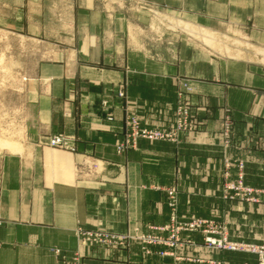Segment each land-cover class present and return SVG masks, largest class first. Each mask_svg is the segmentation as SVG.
Wrapping results in <instances>:
<instances>
[{"label":"crops","instance_id":"crops-1","mask_svg":"<svg viewBox=\"0 0 264 264\" xmlns=\"http://www.w3.org/2000/svg\"><path fill=\"white\" fill-rule=\"evenodd\" d=\"M143 1L214 35L243 37L251 45L264 40V0ZM119 2L0 3L1 26L52 54L24 65L23 134L10 148L0 146V264H58L56 249L62 264H71L75 249L83 264H174V257L141 256L135 242L110 249L80 243L74 234L78 226L123 231L132 223L165 222L164 189L171 186L180 216L219 220L231 239L264 237V202L220 195L224 159L243 161L245 182L264 186L263 69L214 53L187 31L176 44L146 40L139 29L145 12L127 13ZM188 76L186 96L197 125L176 142L139 141L136 149L116 153L124 113L170 126L178 80ZM104 98L111 120L101 109ZM224 115L230 117L229 142L221 133ZM59 132L73 135L74 150L43 144ZM83 160L95 163L97 172H80ZM175 253L181 264H256L249 253L199 244Z\"/></svg>","mask_w":264,"mask_h":264},{"label":"rangeland","instance_id":"rangeland-1","mask_svg":"<svg viewBox=\"0 0 264 264\" xmlns=\"http://www.w3.org/2000/svg\"><path fill=\"white\" fill-rule=\"evenodd\" d=\"M3 0H0L2 3ZM117 5V4H116ZM117 7L127 13H138L144 11L146 22L139 27L145 39L165 43L167 45L176 44L179 41L181 31H187L192 35L193 41H198L206 46L207 49L224 57H235L254 61L264 71V40L260 45H251L248 41L235 35H214L207 30H200L187 25L182 21L169 15L161 7H157L148 1L134 2V0H120ZM51 26L52 23H45ZM169 33V34H168ZM169 38H166V36ZM202 34V37L200 36ZM151 35V36H150ZM47 44V43H46ZM52 54L45 49L40 52L36 41H31L19 32L6 29L0 25V146L10 148L13 140L22 136L23 125L21 115L23 112L22 95L25 89V81L28 78V71L24 67L36 63L39 59L51 57ZM192 77L179 78L176 88V102L173 109V121L168 127L150 126L143 124L140 119L130 111L124 113L122 117V134L115 142V152L124 153L129 149H136L139 141H178L179 134L189 131L197 125L195 111L191 101L186 94L190 91V80ZM123 94L122 89L116 91L117 96ZM109 101L107 98L101 100V109L105 114L106 120L112 119L109 111ZM222 136L229 142L231 137L230 117L224 115L221 122ZM54 136H63L66 144L54 146L49 143V139ZM51 148L72 151L73 135L59 132L48 135L44 143ZM234 172L231 173L230 168ZM225 170L222 173L220 183V195L223 199L241 200L245 202L260 203L264 202V186H256L245 182V170L243 161L234 160L229 162L224 159ZM80 172L93 175L98 167L95 163L86 160L80 162ZM165 204L169 209L168 217L162 223H132L123 231H114L104 228H85L78 226L74 234L80 243L87 245L102 246L110 249H126L130 243L135 242L141 256L158 255L160 257H174V264L180 257L175 251L188 245H203L206 248L217 249L228 252H242L224 249L214 246L207 241V237L220 238L224 235L228 240L264 246V237L255 240L243 241L231 239L228 235L224 223L201 216H180L177 211V191L174 186L166 187ZM204 220L198 228L189 227L190 222ZM198 236L199 240L194 239ZM251 254L256 264L261 263L258 253L245 252ZM55 254L58 264H62L64 255L56 249ZM192 262L202 261L200 259L185 257ZM71 264H83L82 254L75 249L70 255ZM209 264L216 261L208 260Z\"/></svg>","mask_w":264,"mask_h":264},{"label":"built area","instance_id":"built-area-1","mask_svg":"<svg viewBox=\"0 0 264 264\" xmlns=\"http://www.w3.org/2000/svg\"><path fill=\"white\" fill-rule=\"evenodd\" d=\"M49 143L54 146H61L65 145V139L63 136H54L53 138L49 139ZM204 224V220H198L197 222H190L189 227L195 229L198 228L201 224ZM207 241L218 247H222L224 249L232 250V251H242V252H255L258 253L261 258V263L264 264V246H255L252 244L247 243H241V242H235L228 240L224 235H222L220 238H206Z\"/></svg>","mask_w":264,"mask_h":264}]
</instances>
